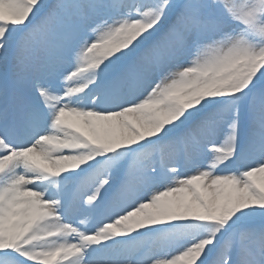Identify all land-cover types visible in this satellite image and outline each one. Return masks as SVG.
<instances>
[{
    "label": "snow or ice",
    "instance_id": "1",
    "mask_svg": "<svg viewBox=\"0 0 264 264\" xmlns=\"http://www.w3.org/2000/svg\"><path fill=\"white\" fill-rule=\"evenodd\" d=\"M0 264H264V0H0Z\"/></svg>",
    "mask_w": 264,
    "mask_h": 264
}]
</instances>
